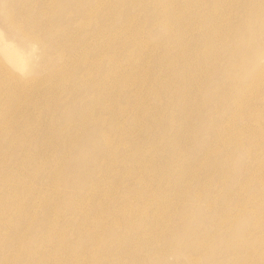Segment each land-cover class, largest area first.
I'll return each instance as SVG.
<instances>
[{
	"label": "rangeland",
	"instance_id": "1",
	"mask_svg": "<svg viewBox=\"0 0 264 264\" xmlns=\"http://www.w3.org/2000/svg\"><path fill=\"white\" fill-rule=\"evenodd\" d=\"M26 1L58 44L0 0V264H104L181 212L264 263V0Z\"/></svg>",
	"mask_w": 264,
	"mask_h": 264
},
{
	"label": "bare ground",
	"instance_id": "2",
	"mask_svg": "<svg viewBox=\"0 0 264 264\" xmlns=\"http://www.w3.org/2000/svg\"><path fill=\"white\" fill-rule=\"evenodd\" d=\"M1 1L6 4L9 2V5L14 7V10L8 12V16L14 19L13 23H18L19 32L26 41L30 42L32 49L36 44H41L45 48H47L48 45L56 46L58 44L55 38H51L50 31L46 30L44 32V29L42 32H37L39 25L31 21L28 17V15L31 16V14L28 13L27 10L21 9L20 0ZM26 2L28 6L27 9L31 10L30 0H27ZM18 7L19 12L17 10ZM109 11L110 10H108V12ZM23 18L25 19L26 24L20 22ZM16 51L17 49L12 50V52H15L12 53L13 59L19 58V53ZM1 75L2 74L0 72V77ZM2 82L3 81H0L1 88L3 85H7V81L4 83ZM189 215L190 214H188V212H181L180 214L177 213L176 222L171 225V229H169L167 233L164 232L165 234L145 233L142 236L144 240L141 242V246L138 249L132 247V242L135 239V237H133L134 235L122 238L120 234H117L118 231L114 230L111 239L113 240L117 251L115 252L116 254L114 253V255H112L110 254L109 248L106 246L102 251L103 255L109 259L105 261L104 264H124L121 258V254L123 253L127 254L130 258L128 264H159L162 262L167 264L166 261L169 254L175 255V264H204L206 261L209 264H229L227 263V259L229 258L227 251L229 237L226 238V233L221 232L220 236L216 240V244H206L205 241H212L213 233L205 230L204 224L206 223L202 222L203 226L198 225V223L201 222L200 220L202 219V216ZM166 217L168 218L169 214L165 212L163 218ZM151 226L157 227L152 224ZM143 251L153 252L155 257L157 256L158 260L156 259V262L151 260H147L148 262H141L140 255ZM198 255L200 256L198 257Z\"/></svg>",
	"mask_w": 264,
	"mask_h": 264
},
{
	"label": "clouds",
	"instance_id": "3",
	"mask_svg": "<svg viewBox=\"0 0 264 264\" xmlns=\"http://www.w3.org/2000/svg\"><path fill=\"white\" fill-rule=\"evenodd\" d=\"M0 39H3V34L2 33H0Z\"/></svg>",
	"mask_w": 264,
	"mask_h": 264
}]
</instances>
